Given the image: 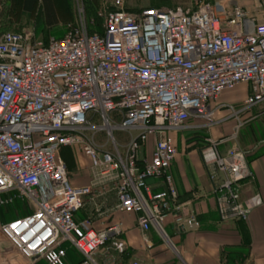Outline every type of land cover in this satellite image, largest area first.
I'll return each mask as SVG.
<instances>
[{"label":"built area","instance_id":"2783aa9c","mask_svg":"<svg viewBox=\"0 0 264 264\" xmlns=\"http://www.w3.org/2000/svg\"><path fill=\"white\" fill-rule=\"evenodd\" d=\"M115 2L101 32L80 24L46 42L34 29L0 33V197L8 195L0 206L20 201L29 211L0 223V233L25 264H65L67 246L79 264H115L96 253L120 225L96 229L90 216L75 218L85 197L108 191L116 209L135 213L141 230L154 229L176 251L167 220L178 232L200 227L175 203L170 172L173 134L190 120L207 128L236 121L232 135L207 137L200 152L220 221H245L262 204L259 192L242 196L254 178L247 150L236 144L221 153L219 145L237 138L243 114L264 107V0L252 10L220 0L137 12ZM242 83L248 93L237 107L217 102ZM219 109L230 116L215 120ZM61 147L89 158L88 184H71ZM149 178L164 188L154 191Z\"/></svg>","mask_w":264,"mask_h":264},{"label":"crops","instance_id":"0c3cea01","mask_svg":"<svg viewBox=\"0 0 264 264\" xmlns=\"http://www.w3.org/2000/svg\"><path fill=\"white\" fill-rule=\"evenodd\" d=\"M227 3L237 2L228 0ZM250 3L254 4V0ZM248 5V3L240 4L252 10L253 5L251 7ZM243 85L246 86V93L242 97L222 102L220 96L217 102L239 105L248 93V85L242 83L237 86ZM216 103L214 102L213 105ZM258 108L260 106L242 115V118L246 119L241 127L250 126L254 122V131L261 129V122L264 124V113L263 109L260 111L257 110ZM216 113L217 111L215 115ZM228 120L230 119L222 120L209 128L201 127L200 121L190 120L185 129L173 134L177 153L170 165V172L178 193L175 203L179 205L182 213H194L200 222V227L197 229L178 232L170 220H167L165 227L167 233H170L169 237L176 251L161 239L154 229L141 230L135 213H125L116 209L117 198L113 191H108L104 196L94 199L84 198L83 204L75 213L76 219L90 216L96 229L119 224L122 230L119 236L111 235L96 253L98 261L101 263L113 261L115 264H130L133 260H139L143 264H264V137L258 138L260 147L254 149L255 151L254 142L249 139L246 132L241 133L243 136H239V140L231 139L219 145L221 153L236 144L247 150V161L254 178L245 186L242 196L259 192L262 204L254 209L245 221H220L212 194V183L208 178L200 150L194 142H189L190 133L196 131L205 130L207 135L213 137L212 130L217 126H221L219 127L221 129ZM234 122L236 124V121ZM233 129L228 127L225 133L213 139L228 137L232 135ZM226 144L229 146L224 147ZM152 146L153 140L150 139L149 148ZM58 157L66 163L71 184L89 183L90 160L78 148L61 147ZM147 182L154 191L164 188L161 179L149 178ZM81 259V254L76 249L67 246L65 264H79ZM25 263L26 259L18 255L0 233V264ZM40 264L46 263L40 261Z\"/></svg>","mask_w":264,"mask_h":264},{"label":"rangeland","instance_id":"374dc122","mask_svg":"<svg viewBox=\"0 0 264 264\" xmlns=\"http://www.w3.org/2000/svg\"><path fill=\"white\" fill-rule=\"evenodd\" d=\"M22 1L23 0H0V31L1 30H23V29H34V21L33 18L31 20H26L21 11L22 7ZM55 1V8L58 11L59 15H64L65 11L67 9L64 7L65 2L69 5L70 9L68 10L71 13V19L67 21H60L59 27L57 31H50L46 32L42 31L39 34V37L44 39L45 37L48 38V40L52 37H57L58 33L66 34L71 28H75L79 26L80 24H83L85 28L88 31H97L99 29H102V25L104 23L105 15L111 11L112 9H117V4L115 0H54ZM121 7L125 11H137L144 7L152 8L154 7H168V8H180L183 10H190V9H196V6H198L202 1L204 2H217L220 0H121ZM221 1H228V0H221ZM239 5L248 3V7H251L253 3H250L251 0H235ZM39 4V0L37 1L36 5ZM37 7V6H36ZM4 27V28H3ZM60 35V34H59ZM246 93V86H236L233 89L230 90H224L220 96L222 102H229L234 99H238L243 96V94ZM237 107V105H235ZM255 108V107H254ZM264 107H260L257 110L263 109ZM253 109V108H252ZM251 109V110H252ZM231 112L227 109H219L217 110V113L215 115V120H222L226 119L230 116ZM242 122L245 123V119L240 118ZM235 119L230 118V120L226 121L224 125H222V128L220 129L217 126L212 130V136L213 137H219L221 133H225L226 129L230 127L233 129L235 125ZM263 121V120H262ZM261 129L258 131H254V122L248 126L244 125L243 127H240L237 134V140H239V136H243L241 133H247L249 136V139L254 142L256 148L259 149L260 144L258 142V138H263L264 136V130H263V122H261ZM196 133L200 132L196 131L193 133H190L191 137H198ZM117 137H121V133H116ZM262 136V137H261ZM207 137H211V135H207L204 137L206 139ZM212 137V138H213ZM97 139L101 141H105V135L102 133H99L97 135ZM205 141V140H204ZM206 143V141H205ZM229 144V143H228ZM228 144L224 145V147L229 146ZM240 145V144H239ZM241 146V145H240ZM243 148V146H241ZM244 149V148H243ZM80 150V149H79ZM255 151V150H254ZM83 185V184H82ZM77 186V185H74ZM81 186V185H79ZM8 195H2L0 198H6ZM9 207L10 204L2 205L0 206V223L6 222L11 220L12 218L23 216L27 214L28 210L23 211H13L9 214ZM168 235L170 236V233L168 232ZM173 240V239H172Z\"/></svg>","mask_w":264,"mask_h":264},{"label":"trees","instance_id":"16d2710c","mask_svg":"<svg viewBox=\"0 0 264 264\" xmlns=\"http://www.w3.org/2000/svg\"><path fill=\"white\" fill-rule=\"evenodd\" d=\"M37 1L38 0H23L21 11H22L23 17L26 20H31L33 18L34 31H35L36 36L39 39H41V38L39 37L38 33L42 32V31H45V33H46V32H50L52 30L53 31L55 30L58 32L59 29H57V28L59 27L58 26L59 22L62 20L67 21V20L71 19V13L68 11L70 9V4L68 5L65 2L64 7L67 9V11H65L64 15H59L58 11L55 8L56 5H55L54 0H39V4L36 5ZM207 2H209V1H207ZM207 2L202 1L201 3H207ZM198 6H196V9L198 8ZM144 8H149V7H144ZM144 8H141L137 11H140ZM112 10H115V9H112ZM192 10H195V8L190 9L189 11H192ZM137 11H127V12H137ZM0 26H5V25H0ZM101 30L102 29H99L97 31H89V32H101ZM5 31H20V30H1L0 33L5 32ZM57 35L58 36L57 37L55 36V38H60L64 34L58 33ZM42 40L46 42L48 40V38L45 37L44 39L42 38ZM198 132H200V134L202 136H200L199 133H196L198 135V137H195V138L191 137L189 139V142H194V145L197 146V148L201 152L202 148L205 147V145H206V143L204 141L205 140L204 137H206L207 134H206L205 130H201ZM23 205L24 204H22L20 201L12 202V203H10L11 207H9L8 211H9V213H11L13 211H18V210L23 211V210H25V207H23Z\"/></svg>","mask_w":264,"mask_h":264}]
</instances>
